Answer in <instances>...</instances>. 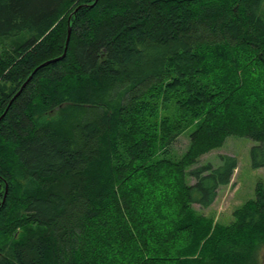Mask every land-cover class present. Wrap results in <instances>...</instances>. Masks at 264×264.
I'll list each match as a JSON object with an SVG mask.
<instances>
[{"label": "trees", "instance_id": "16d2710c", "mask_svg": "<svg viewBox=\"0 0 264 264\" xmlns=\"http://www.w3.org/2000/svg\"><path fill=\"white\" fill-rule=\"evenodd\" d=\"M95 2L0 0V117L71 29L0 121V264H264V184L196 209L229 136L264 169V0Z\"/></svg>", "mask_w": 264, "mask_h": 264}, {"label": "rangeland", "instance_id": "374dc122", "mask_svg": "<svg viewBox=\"0 0 264 264\" xmlns=\"http://www.w3.org/2000/svg\"><path fill=\"white\" fill-rule=\"evenodd\" d=\"M13 42L12 38L0 39V44ZM196 125L186 130L174 143L173 151L183 154L190 143V135L195 131ZM258 143L247 137L229 136L222 148L212 151L201 158L200 164L211 163L214 167L221 165L220 156L229 155L238 159V167L234 172L231 184L219 189L218 197L211 207L200 210L203 215L213 220L215 224L227 226L234 220L233 212L255 198L256 187L264 184V169H254L251 162V148ZM264 258V250L260 254Z\"/></svg>", "mask_w": 264, "mask_h": 264}, {"label": "water", "instance_id": "95a60500", "mask_svg": "<svg viewBox=\"0 0 264 264\" xmlns=\"http://www.w3.org/2000/svg\"><path fill=\"white\" fill-rule=\"evenodd\" d=\"M97 1L98 0H96V2L93 4V5H95L96 3H97ZM92 5V6H93ZM78 11V9L75 11V12H77ZM70 36H71V29L69 28V30H68V37H67V41H66V48H65V53L63 54V56L62 57H60V58H57V59H55V60H52V61H49V62H47V63H45V64H43V65H41L40 67H38L35 71H34V73L29 77V79L22 85V87H21V89H20V91L13 97V99H12V101L9 103V106L7 107V109H6V111L4 112V114L0 117V121L4 118V116L6 115V113H7V110H8V108L11 106V104H12V102H13V100L22 92V90L27 86V84L32 80V78H33V76H34V74L40 69V68H42V67H45V66H47V65H50V64H52V63H55V62H58V61H60L62 58H64L65 56H66V52H67V47H68V44H69V41H70ZM8 185L6 184V190H5V195H4V201L3 202H5V200H6V197H7V194H8Z\"/></svg>", "mask_w": 264, "mask_h": 264}]
</instances>
